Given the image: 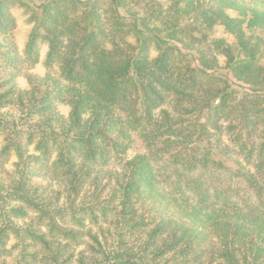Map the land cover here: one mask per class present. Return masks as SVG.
<instances>
[{"label":"trees","instance_id":"1","mask_svg":"<svg viewBox=\"0 0 264 264\" xmlns=\"http://www.w3.org/2000/svg\"><path fill=\"white\" fill-rule=\"evenodd\" d=\"M0 264H264V0H0Z\"/></svg>","mask_w":264,"mask_h":264},{"label":"rangeland","instance_id":"2","mask_svg":"<svg viewBox=\"0 0 264 264\" xmlns=\"http://www.w3.org/2000/svg\"><path fill=\"white\" fill-rule=\"evenodd\" d=\"M12 15L14 18L15 27L12 32V39L15 42V45L17 46V50L20 54L23 53L25 49V45L28 40V35L32 29V25L29 23L28 17L25 13V11L21 8H14L12 9ZM215 34L220 36H223V33L221 31V28H217L215 30ZM47 53V46L42 45L40 47L39 52V60L38 62L29 69H22V74L20 76H17V83L20 88H26L27 87V76L28 75H36V76H42L47 72V69L44 65V59L45 55ZM52 73H54V70H51ZM59 111L62 114H67L68 107L67 106H59ZM13 158H10L7 162L3 163V166L6 170H11V163L13 162ZM157 171L161 172L164 171V167L162 165L157 166Z\"/></svg>","mask_w":264,"mask_h":264}]
</instances>
